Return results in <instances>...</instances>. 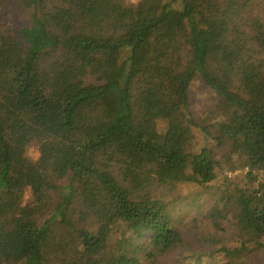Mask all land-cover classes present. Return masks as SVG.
I'll use <instances>...</instances> for the list:
<instances>
[{
    "label": "trees",
    "instance_id": "trees-1",
    "mask_svg": "<svg viewBox=\"0 0 264 264\" xmlns=\"http://www.w3.org/2000/svg\"><path fill=\"white\" fill-rule=\"evenodd\" d=\"M17 12L27 23L4 33ZM197 81L216 95L208 122L190 110ZM224 162L243 182L218 185L192 241L256 264L264 0H0V264L179 258L174 192H210Z\"/></svg>",
    "mask_w": 264,
    "mask_h": 264
},
{
    "label": "rangeland",
    "instance_id": "rangeland-1",
    "mask_svg": "<svg viewBox=\"0 0 264 264\" xmlns=\"http://www.w3.org/2000/svg\"><path fill=\"white\" fill-rule=\"evenodd\" d=\"M136 0H128V2H135ZM259 1V0H255ZM27 15L17 12L8 16L2 23V30L6 34H11L15 29L24 26L27 23ZM216 105V95L211 90L204 87L200 82H194L190 87V110L195 115V117L201 116L207 122L211 120L208 114L215 109ZM159 127H162V123H158ZM200 141V142H199ZM202 140L198 137L195 143L190 147V152H196L200 149V144L202 145ZM29 156L32 159H37L38 153L36 150H31ZM230 164H222V173L217 178L216 183L211 185L212 189L208 193H200L193 186H182L176 188L174 192V211L173 213L180 220L178 224L184 233L185 246L180 250L179 258L176 256H170L166 259L163 264H220L218 259H206L202 254L206 248H201L192 240H195V235L200 233H205L206 231H212L208 228L207 220L201 221V218L208 216L207 211L210 206L213 205L215 197L221 194L220 190L216 188L218 185H222L226 181L233 182L241 181L243 182V176L245 175V170L235 169L231 170ZM235 182V181H234ZM177 219V220H178ZM197 236V240H198ZM257 258L256 264L264 262V257L260 255H253Z\"/></svg>",
    "mask_w": 264,
    "mask_h": 264
}]
</instances>
